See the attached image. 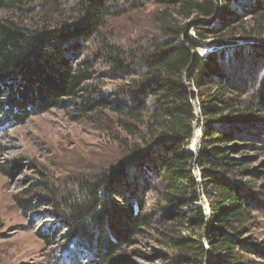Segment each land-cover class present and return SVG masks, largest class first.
<instances>
[{"label":"trees","instance_id":"1","mask_svg":"<svg viewBox=\"0 0 264 264\" xmlns=\"http://www.w3.org/2000/svg\"><path fill=\"white\" fill-rule=\"evenodd\" d=\"M126 3L0 0V11L39 22L0 20V128L81 98L102 58L121 84L110 110L126 135L124 157L85 179L65 228L94 243L98 264H262L251 232L264 203L246 153L264 144V94L254 87L264 72V0ZM147 6L157 10L145 41L131 47L102 35L108 20ZM91 45L101 57H86ZM194 123L201 136L192 152ZM17 165L1 163L0 175ZM150 190L153 206L144 204ZM152 234L156 249L135 248Z\"/></svg>","mask_w":264,"mask_h":264},{"label":"rangeland","instance_id":"2","mask_svg":"<svg viewBox=\"0 0 264 264\" xmlns=\"http://www.w3.org/2000/svg\"><path fill=\"white\" fill-rule=\"evenodd\" d=\"M128 3L125 7L130 9ZM156 10L155 6H147L110 19L102 35L112 34L120 44L131 47L141 43L155 34L151 19ZM0 20L30 26L39 23L35 14L25 18L5 11H0ZM85 52L89 59L101 57L94 45ZM199 53L206 54L204 50ZM95 69L97 81L86 85L87 91L81 98L66 101L63 106L31 116L20 124L0 128V164L12 160L19 163L12 177L0 175V264H98L99 257L92 250L94 243L86 237L73 238L74 230L65 228L64 222L70 216L68 205L79 201L77 197L82 194L85 179H92L101 169L124 157L120 144H124L126 135L116 123L117 115L110 110L117 98L114 90L121 84L109 79L102 58ZM256 76L254 87L264 94V72ZM92 85L100 88L98 94L93 93ZM258 126L264 129V123ZM199 140L200 137L197 148ZM246 154L251 156L246 167L255 173L251 182L255 186L253 194L264 203V144L258 151ZM19 199L28 201L31 209H20ZM48 200H52V205H45ZM154 201L155 194L150 190L144 204L153 206ZM253 218L252 240L264 254V209ZM150 236L135 248L156 249L152 242L154 235ZM130 261L152 264L140 259Z\"/></svg>","mask_w":264,"mask_h":264},{"label":"water","instance_id":"3","mask_svg":"<svg viewBox=\"0 0 264 264\" xmlns=\"http://www.w3.org/2000/svg\"><path fill=\"white\" fill-rule=\"evenodd\" d=\"M198 132H199V128L196 127V124L194 123L193 124V138H192V141H191V147L189 150H191L192 152H195L196 148H197V142H198ZM200 141V140H199ZM208 207V206H207ZM209 213V209H208V212L207 214Z\"/></svg>","mask_w":264,"mask_h":264},{"label":"built area","instance_id":"4","mask_svg":"<svg viewBox=\"0 0 264 264\" xmlns=\"http://www.w3.org/2000/svg\"><path fill=\"white\" fill-rule=\"evenodd\" d=\"M198 134L200 135V130H199ZM207 206H208V205L206 204V205H205V210H207V212H208V207H207Z\"/></svg>","mask_w":264,"mask_h":264}]
</instances>
